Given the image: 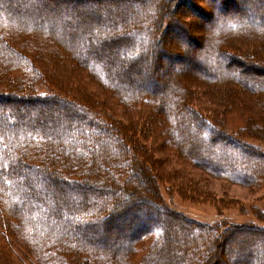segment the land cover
<instances>
[{
    "label": "trees",
    "instance_id": "16d2710c",
    "mask_svg": "<svg viewBox=\"0 0 264 264\" xmlns=\"http://www.w3.org/2000/svg\"><path fill=\"white\" fill-rule=\"evenodd\" d=\"M140 1L146 0H130L124 6L126 12L118 17L103 18L104 24L92 22L90 15L85 16L81 19L88 25L84 31L81 23L77 29L64 17L55 21L33 18L38 4L59 12V7L50 0H0V264H113L112 258L98 251L100 246H105L104 242L94 240L90 232L108 230L122 211L131 207L141 209V205L148 203L142 200L138 204V201L132 202V198L128 204L112 197L102 199L99 195L104 188L90 185L88 176L99 168L96 173H101V186H110L112 193L119 192L120 184L138 183V169L128 172L126 167L144 160L143 157L139 159L138 154L129 155L128 142L150 157L143 138L137 136L141 130L145 134L158 135L164 143H170L178 155L194 164H202L215 176L248 185L261 184L256 174L240 176L246 171L256 173L248 156H259L264 166V154L258 148L246 145V139L240 135L254 130L264 133V125L260 122L256 125L261 113L264 114V102L259 100L257 107L247 99L235 100L232 91L235 85L248 94L256 93L258 89L264 91V79L258 82L247 73L244 76L235 70L236 65L244 63L241 59L247 53L250 56L258 53L264 60V21L252 22L238 15L221 17L216 29L213 21L207 25V38L213 41V48L209 47V60L216 73L205 78L214 83H222L223 79L228 82L226 86H214L210 90L209 93L220 94L218 99L203 93L207 100L204 104H209L208 107L223 105L226 110L231 106L236 117L242 116L233 120L230 116L234 113L227 111L218 124L199 111L195 104L186 102L184 95L194 96V90L180 85V79L176 78L177 85L168 92L167 99L156 101L146 94L147 90L130 87L126 76H121L123 81L113 71L115 63H127L126 71L132 70L133 64L128 65L132 58L122 57L123 52L136 53L133 61H147V57H153L155 53V31L162 24L161 18L156 17V8L145 10ZM185 1L196 9L197 5L191 0ZM218 1L223 10V3ZM261 1L264 2L256 0V7L260 8ZM88 6L93 7L91 3L80 5V8ZM77 7L63 5L69 20H72V14L76 17L78 12L73 10ZM197 8L196 11L206 18L210 16L202 6ZM122 24L128 27V34L125 32L124 36L113 38L107 35V31H115ZM65 29L66 33L63 32ZM211 29L214 30L211 32ZM78 31L82 37H75ZM65 35L68 43L73 45L72 51L66 52L61 44H64ZM75 38L77 41L82 39L80 48L75 44ZM105 50L112 51L113 57L100 61ZM36 62L42 63L44 68H39ZM80 69L89 70L92 80L111 90L120 116L96 97L94 88L87 82L73 86V79ZM231 83L234 85L227 87ZM11 97L20 102L8 105ZM33 103L41 106L32 108ZM57 108L65 112L64 122L55 129L47 127L45 120L50 117L49 112ZM23 113H27L26 117H22ZM111 119L118 122L116 125L120 130H127L126 142L121 140ZM129 120H133L132 124L126 122ZM197 122L206 130L204 139L192 137L199 136L192 132ZM226 140L245 144L248 152L229 148ZM107 153L117 155L111 164L105 163ZM205 153L208 160H203ZM83 159H87L84 176H77ZM158 159L156 161L161 162V158ZM152 207L158 206L152 204ZM164 212L167 218L151 223L130 239L131 244L137 245L133 246V254L130 250L128 257H123V264H215L218 256L215 246L204 248V245L190 241L189 249L177 250L169 219L178 220L179 226L186 231L183 224L187 220L168 209ZM206 231L203 226L198 229V242H203ZM16 242L23 243V248L16 247ZM92 243L93 248L87 247ZM259 257L262 258L259 264H264V255Z\"/></svg>",
    "mask_w": 264,
    "mask_h": 264
},
{
    "label": "rangeland",
    "instance_id": "374dc122",
    "mask_svg": "<svg viewBox=\"0 0 264 264\" xmlns=\"http://www.w3.org/2000/svg\"><path fill=\"white\" fill-rule=\"evenodd\" d=\"M191 1L196 4L197 7L202 6L203 11L210 14V16L206 18L203 14L196 11L199 8L196 7L195 9L194 6L187 5V1L185 0L140 1L144 4L145 10L153 8L155 10L156 8V17L161 18L162 24L155 31V53L153 57H151L152 55L148 56L147 61H133L136 53H130L129 51L123 52L124 54L122 53V57L128 59L132 58L130 63H128V65H131V63L133 64L131 67L132 70L126 71L127 63L119 65L115 63L112 69L118 75V78H121L123 81L124 79L121 76H126L125 80L130 87H134V89L136 86L144 88L147 90L146 94L153 96L156 101L157 99L162 101L169 97L168 92L174 89V84L177 85V81L175 80L178 78L181 81L180 85L184 84L186 87H191L194 90L192 92L194 96L193 94L184 95L186 102H190V104L193 105L195 104L197 109L205 116L209 117L214 123L220 124V119L225 117L224 115L227 111H229L228 114L234 113L230 116V118L233 117V120L241 118L242 116H240V114H238V117L235 116L236 112H233L234 110H232L231 106H228V110H226L223 105L208 107L209 104H204L207 100L203 98V93H209L214 86H216V88H218V86H226V82H228V80L225 82L223 79L222 83H214L206 79L208 78V74L216 73L214 64L209 60V47L213 48V41L207 38L206 30H208L207 25L210 21L214 22L213 26L214 29H216V27L219 26L217 21L224 16L234 18L238 15H243L252 22L258 20L262 22L264 21V2L261 1L260 8H258L256 7V0H220L224 6L222 10L220 9L221 4H219L218 0ZM50 2H52L54 6L59 7V12L54 11L53 8H43V5L37 3L38 12L37 10L34 11L33 18L55 21L56 18L60 17L63 19L64 17L67 22H71V25H76L75 27L77 29L82 26V29L85 28L84 31H86L88 25L82 21L85 16L90 15V17L93 18L92 22L104 24L106 20L104 21L103 18H111L112 15L118 17L126 12L124 6L129 4L130 0H50ZM90 2L93 7L88 6L87 8H80V5L91 4ZM69 4H74L75 7L79 6L73 10L78 13L76 17L75 14H72V20H69L67 18L68 16L64 14L63 11V5H66L68 8ZM161 6L165 7L161 9ZM95 8L99 9L95 10ZM100 14L101 16H98ZM79 23H81V26ZM118 24L119 21L117 25ZM29 27L30 26H28V30ZM127 29L128 27L122 24L121 27L115 29V31H107V35L110 37H121L125 35V32L128 34ZM214 29H211V32ZM66 30L67 29L63 30V32L66 33ZM41 31H43V29H41ZM80 32L81 31H78V35L75 37H82L80 36ZM100 35L107 36L105 34ZM65 37L64 44L60 43L63 45L66 52H68L69 49L72 51L73 45L68 43L69 39L66 35ZM81 43L82 39L77 41L75 38V44H79V48ZM91 43L95 45L92 38ZM204 48H206L205 51H203ZM112 54V51L105 50L100 57V61H106L107 58H112ZM156 57H158V59H155ZM244 57L243 60L241 59L244 63L236 65V72H240V75L247 73L249 77L258 80V82L264 79V60H262L260 55L256 53L255 56H250V54L247 53ZM260 60H262V62H260ZM41 64L42 63L36 62V65L43 69L44 67ZM73 80V86L78 83L81 85L83 82H87L88 86L90 85V87L94 88L96 97L99 98L101 102H105L106 106L109 107L113 113L120 116L117 113V111L120 112V108L117 106L116 102L112 100L111 90L101 83L92 80L89 70L80 69L76 79L74 78ZM234 84L231 83L227 85V87H231ZM119 91L122 92L121 90ZM233 91L232 95H234L235 100L247 99L252 105L256 104V106L259 105V100L264 102V91L262 89L256 90V93L248 94L244 93L239 86L235 85ZM211 93L208 94L211 98L218 99L217 97H221L220 94ZM66 94L69 95L68 93ZM9 100L10 103H7L8 105H14L20 102V100H16V98L14 100V97H11ZM23 104L27 105L30 103ZM87 104L90 106L89 103ZM39 106L41 105H34V103L31 105L32 108ZM49 114L50 117H47L45 120L47 127L55 129L61 122H64L65 117L63 116L65 112L62 111L61 108L52 109ZM26 115L27 113H23L22 117H26ZM111 120L115 122L114 119ZM133 120L126 122L132 124ZM259 122L264 125L263 113H261V119L256 122V125H258ZM117 123L118 122H115L113 125L118 128L119 135L122 138L121 140L126 142V136L124 135H126L127 130L121 129L124 133L121 132L120 127L116 125ZM196 127L192 132L199 136L192 135V137H201L204 139L206 130L204 131L198 122L196 123ZM145 135L147 136L146 138L144 137ZM137 136L143 138V142H145L147 146L146 153L150 155V157H146L144 153L140 151L141 148L128 142L130 144L129 155L132 154L133 156V154H138L137 156L139 159L140 157L144 159L143 161L138 159L139 161L134 163V165L130 163L128 167H126L128 172L137 171L138 169V183L136 181V183L131 182V185L120 184L119 192L112 193V188L110 186H101L99 179L101 173H96L99 168H95V171H92L91 175L88 176L91 181L88 182L90 185H94L100 189L104 188L100 190L99 195L102 199L107 198L110 200L112 197L119 200L122 204H128L129 200L132 198V202L138 201V204H140L142 200L148 203L141 205V209L131 207L124 212L122 211L119 216L114 218V223L108 230L101 232L91 231L90 235L94 240L102 243L104 242L105 244L104 247L100 246V250L98 251L105 254L108 258H112L113 264H123L125 261L123 257H128L130 250L132 254L134 253V244L130 243V239L136 236L142 229L150 226L151 223H158V221L160 222L167 218L164 209H168L177 216H183L184 219L187 220L186 223L183 224V227L187 228L186 231L179 226L181 224L178 220L169 219V221L171 220L170 226L173 230L171 237L175 239L174 246L177 247L178 251H183L184 247L188 248L189 245L187 244L192 241L195 245H204V248L215 246L216 248L214 247V250H218L215 264H259V259H262L259 256L264 255L261 254V252L264 253L263 160H261L259 156H248L249 161L253 162V165L251 163V168L256 173L251 174L244 169L246 172L240 175L242 177L248 175L253 177V174H256L259 181H261L260 185L237 183L223 177L215 176L213 173L206 170V167L202 164H194L192 161L188 160V158L181 157L170 143L167 145L163 142L161 137L159 138V136L154 133L145 134L144 131L141 130L137 133ZM240 137H243L244 140L246 139L244 141L246 145L258 148L259 152L264 154L263 132L254 130L250 133H243ZM161 142H163V145L159 148L158 145H160ZM245 144L240 145L237 141L234 142L232 140L226 142L229 148L236 149L241 153L248 152L244 147ZM105 156L109 158L108 160L106 158L105 161V163L108 164H111L113 159L117 157V155L113 153H107ZM154 157L156 159L160 157L161 162H157ZM203 157V160H208V155H206V153L203 154ZM86 161L87 159H83L80 163L79 171L76 173L77 176H84L83 171L87 166ZM59 175H61L60 172ZM152 185L154 190L152 189ZM152 204L157 205L158 209L152 207ZM146 208H149V210H146ZM172 220H176L177 222ZM202 226L208 231H206L207 234L203 236V242H198L197 233H199L198 229ZM185 236L187 238L183 241ZM142 243L145 244V241H142ZM17 246L23 248V243L17 244L16 242V247ZM87 247L93 248L94 244ZM72 252L74 251L72 250ZM263 262L264 261H262V263Z\"/></svg>",
    "mask_w": 264,
    "mask_h": 264
}]
</instances>
